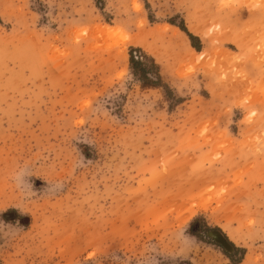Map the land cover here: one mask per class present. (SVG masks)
Returning <instances> with one entry per match:
<instances>
[{
	"label": "rangeland",
	"instance_id": "rangeland-1",
	"mask_svg": "<svg viewBox=\"0 0 264 264\" xmlns=\"http://www.w3.org/2000/svg\"><path fill=\"white\" fill-rule=\"evenodd\" d=\"M0 264H264V0H0Z\"/></svg>",
	"mask_w": 264,
	"mask_h": 264
},
{
	"label": "trees",
	"instance_id": "trees-1",
	"mask_svg": "<svg viewBox=\"0 0 264 264\" xmlns=\"http://www.w3.org/2000/svg\"><path fill=\"white\" fill-rule=\"evenodd\" d=\"M179 28L181 29V31L185 32L188 37L190 38L191 42H192V47L194 49H196L197 51L200 50V47L198 45L195 44V41H196V37L193 36L192 34H189L188 31L186 30V28L184 26H179ZM153 61V59H152ZM131 65H132V68L136 71L137 68L141 67L142 63L140 62H137L134 60V58L131 59ZM155 68L157 70V72L154 74L155 78L159 79L160 81V74H159V67L155 64ZM136 73V72H135ZM147 71L145 69H142L141 70V76H140V80L143 82V83H146V81H148V86L149 87H156L158 86V83L157 82H151L150 80H148V76H147Z\"/></svg>",
	"mask_w": 264,
	"mask_h": 264
},
{
	"label": "water",
	"instance_id": "water-1",
	"mask_svg": "<svg viewBox=\"0 0 264 264\" xmlns=\"http://www.w3.org/2000/svg\"><path fill=\"white\" fill-rule=\"evenodd\" d=\"M209 236L212 237L219 245L225 248L228 252L232 251V246L219 232H210Z\"/></svg>",
	"mask_w": 264,
	"mask_h": 264
}]
</instances>
